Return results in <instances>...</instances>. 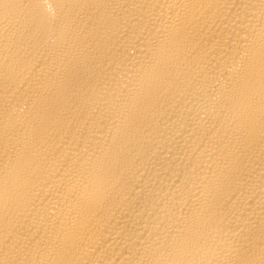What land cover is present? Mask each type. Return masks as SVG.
<instances>
[{
  "label": "bare ground",
  "instance_id": "bare-ground-1",
  "mask_svg": "<svg viewBox=\"0 0 264 264\" xmlns=\"http://www.w3.org/2000/svg\"><path fill=\"white\" fill-rule=\"evenodd\" d=\"M0 264H264V0H0Z\"/></svg>",
  "mask_w": 264,
  "mask_h": 264
}]
</instances>
